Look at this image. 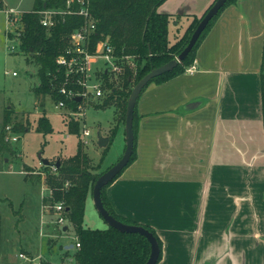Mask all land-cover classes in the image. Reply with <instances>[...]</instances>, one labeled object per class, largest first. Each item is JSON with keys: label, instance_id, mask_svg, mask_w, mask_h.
Instances as JSON below:
<instances>
[{"label": "crops", "instance_id": "obj_1", "mask_svg": "<svg viewBox=\"0 0 264 264\" xmlns=\"http://www.w3.org/2000/svg\"><path fill=\"white\" fill-rule=\"evenodd\" d=\"M214 1L158 10L187 28ZM262 44L264 0H235L199 44L195 72L137 100L135 159L105 193L117 215L155 231L158 264H264Z\"/></svg>", "mask_w": 264, "mask_h": 264}, {"label": "trees", "instance_id": "obj_2", "mask_svg": "<svg viewBox=\"0 0 264 264\" xmlns=\"http://www.w3.org/2000/svg\"><path fill=\"white\" fill-rule=\"evenodd\" d=\"M67 1L35 0L33 8L21 14L20 29L17 30L16 38L19 52L31 57L32 62L38 67L39 84L34 88L35 94L48 96L54 104L64 101L65 107L62 109L64 111L62 114L67 131L77 136L80 133V123L76 119L69 118L66 113L78 112V106L83 104V100L76 102L74 97L66 99L60 93V89L64 87L76 97L82 93V88L76 83L78 74L75 72V67L67 75L66 68L57 64L56 58L63 56L69 59L72 56V52L66 53L72 50L70 35L87 26L85 19L76 14L81 8L87 10L94 25V29L88 35L87 52L96 53L101 44L105 42L111 48L116 64L121 68L117 74L105 70L98 74L103 96L97 99L100 102L97 109L113 107L123 121L126 102L132 87L152 68L160 67L175 59L186 46L202 18H192L183 35L170 44L168 38L170 15L158 10L166 0H83V4L72 0L69 6H67ZM234 1L229 0L219 10L183 61L171 71L152 79L150 83L160 84L184 73L185 69L194 63L196 50L218 15ZM1 5L0 1V7ZM45 9L61 12L60 15L53 17L54 25L50 28H45L40 24V12ZM260 97L262 124H264V44H262L261 55ZM11 114V109H5L3 124L0 128V154H14L10 144L4 141L6 126H11L14 133L28 129V126L13 122ZM36 129L44 135L52 132L50 122L45 115L38 118ZM117 129L115 127L111 130L108 137L109 143ZM133 131L134 147L127 166L135 159V110ZM108 145L103 149L104 153ZM44 168L48 172L45 174L43 185L51 192L50 196L42 199L43 205L49 207L45 211L53 213L52 206L62 202L67 226L71 227L79 243V248L72 252L60 245L59 249L64 256L70 253L73 264H144L147 261L150 246L144 237L138 234L122 233L111 227L105 229L85 227L83 221L85 203L87 198L91 197L93 185L101 173H93V166L87 153L83 151L80 140L73 156L60 160L58 167L50 163ZM123 170L102 188L101 200L105 209L116 220L128 225H139L128 218L117 215L106 197L107 187L119 177ZM31 178L40 179V176L32 175ZM141 226L150 231L157 240L160 248L158 264L162 254L161 240L151 227ZM57 231L61 234L62 229L57 228ZM43 264H48V262Z\"/></svg>", "mask_w": 264, "mask_h": 264}, {"label": "rangeland", "instance_id": "obj_3", "mask_svg": "<svg viewBox=\"0 0 264 264\" xmlns=\"http://www.w3.org/2000/svg\"><path fill=\"white\" fill-rule=\"evenodd\" d=\"M0 1V128L5 109H11L13 122L28 126V129L14 133L17 141L10 143L14 154H0V264H27L18 258L19 253L32 257L40 254L50 263L64 261L71 255L64 256L59 246L72 244L73 233L70 226L67 233H58L54 225L55 215L45 214L46 209L41 208L43 182L48 172L41 159L55 163L69 158L76 153L80 140L93 166V173L100 174L123 154L124 121L113 107L97 109L100 102L88 98L84 99L78 114L66 113L80 123L79 136L69 133L62 114L64 111L55 107L48 96L35 94L34 88L39 84L38 67L31 57L20 53L16 45L20 16L33 8L35 0ZM9 9L14 10V21L10 22L6 13ZM176 22L175 27L171 23L168 26L170 41L179 33L182 36L186 30L184 19ZM98 64L96 73L100 71L101 63ZM42 115L46 116L52 128V132L46 135L36 129ZM115 127L118 128L116 134L104 153L96 145V133L100 131L102 136L109 137ZM84 129L88 130L89 136L82 135ZM32 175H39L40 179L31 178ZM259 210L258 215L264 218V208ZM83 221L89 229L108 227L90 196L85 203ZM41 228L44 236H40Z\"/></svg>", "mask_w": 264, "mask_h": 264}, {"label": "built area", "instance_id": "obj_4", "mask_svg": "<svg viewBox=\"0 0 264 264\" xmlns=\"http://www.w3.org/2000/svg\"><path fill=\"white\" fill-rule=\"evenodd\" d=\"M71 1L72 0L67 1V6L70 5ZM76 2L78 4H83V0H76ZM6 13L8 14V22L14 21L12 17L14 14V10L13 9L6 10ZM40 14H41L40 24L45 28H50L54 25L53 17L57 14L60 15L61 12L45 9L41 11ZM76 14L85 19L87 26L80 30L74 31L70 35V43L72 46V50L71 51L68 50L66 53L69 54L70 52H72L73 53L72 56L69 59L63 56H59L58 58H56V63L66 68L67 75L70 72H72L73 68L75 67V72L78 74L76 83L80 85L82 88V93L78 94L79 96L76 97H81V101L82 100L84 101V99H88V98L97 100L103 96V88L101 85V81L98 79V74L104 70L109 71L110 73L117 74L120 72L121 68L116 64V59L112 55V50L105 42L101 44L100 48L96 53L90 54L87 52L88 35L94 29V25L86 9L81 8ZM16 41H17L16 45L18 47L17 38ZM13 49L14 47H12V50ZM99 62L101 63L99 68L100 71L96 73V68L97 65H99L98 64ZM185 72L188 74H193L195 72V65L192 64L191 66L186 68ZM12 75L14 76L15 73L13 72ZM60 93L66 99L70 97H74V101H75L76 97L73 96V94L70 91H67L64 87L60 89ZM55 107H58L59 109L62 110L63 107H65L64 101H58L55 104ZM78 107L80 109L81 105ZM70 114L73 115L78 113L73 112ZM74 119L76 118L74 117ZM5 131H6L4 137L5 142L10 144L11 142L17 141V137L12 131L11 126H6ZM82 135L89 136L88 130L84 129L82 131ZM50 195L51 192L43 185L41 199ZM43 208L46 209L49 207L42 204V209ZM52 211L53 214L55 215V220H54L55 227L61 230L64 226H66L67 230L65 232L62 231L61 234L67 233L69 228L67 226V220L64 215L65 209L63 203L59 202L54 206H52ZM40 236H44V232L42 228L40 229ZM73 240H74L73 243L69 244L72 246V248L69 249L71 251L79 248L77 237L74 235H73ZM69 245L66 246L64 245L63 248L65 250H68L67 247ZM18 258L25 261L27 264H43L44 262H48L40 254H38L35 257H32L29 255H25L23 253H19ZM48 264H73V260L71 256L70 257L68 256L64 261H57L51 263L48 262Z\"/></svg>", "mask_w": 264, "mask_h": 264}, {"label": "water", "instance_id": "obj_5", "mask_svg": "<svg viewBox=\"0 0 264 264\" xmlns=\"http://www.w3.org/2000/svg\"><path fill=\"white\" fill-rule=\"evenodd\" d=\"M229 0H215L214 3L209 7L205 14L200 19L193 33L191 34L186 46L182 51L176 56L175 59L163 64L160 67L152 68L148 73H146L142 78H140L137 83L132 87L130 94L128 96L125 108L124 117V151L121 157L117 160L115 164L109 167L107 170L102 172L96 179L92 188V202L93 205L102 219L107 223L108 227L114 228L122 233L138 234L144 237L150 246V252L147 261L144 264H157L160 248L158 246L155 236L141 225H128L116 220L112 215L108 213L105 209L103 202L101 200V190L104 186L109 184L128 164L134 147V131H133V114L135 106L139 96L141 95L143 89L150 83V81L158 76H161L173 68L176 67L178 63L183 61L186 56L190 53L198 38L202 32L207 27L208 23L217 15L219 10L228 2ZM76 102L81 101V97L75 98ZM109 143V138L102 136L101 132L96 133V145L100 149H104ZM41 164L44 166H49L50 162L45 159H41ZM55 167L59 166V160L54 163ZM67 227L64 226L62 231L65 232ZM72 246L69 245L67 249H71Z\"/></svg>", "mask_w": 264, "mask_h": 264}]
</instances>
